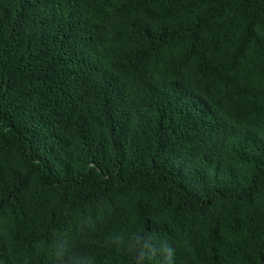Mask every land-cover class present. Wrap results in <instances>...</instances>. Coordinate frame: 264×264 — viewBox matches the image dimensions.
<instances>
[{"label":"trees","instance_id":"trees-1","mask_svg":"<svg viewBox=\"0 0 264 264\" xmlns=\"http://www.w3.org/2000/svg\"><path fill=\"white\" fill-rule=\"evenodd\" d=\"M136 231L264 264V0H0V264Z\"/></svg>","mask_w":264,"mask_h":264},{"label":"clouds","instance_id":"clouds-1","mask_svg":"<svg viewBox=\"0 0 264 264\" xmlns=\"http://www.w3.org/2000/svg\"><path fill=\"white\" fill-rule=\"evenodd\" d=\"M82 229L77 228L79 235ZM106 243L118 250L131 254L135 264H175V249L168 241L145 231H136L128 235H110ZM49 264H96L95 257L74 250L67 233L55 237L47 249ZM27 264V261H25Z\"/></svg>","mask_w":264,"mask_h":264}]
</instances>
